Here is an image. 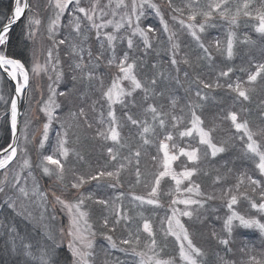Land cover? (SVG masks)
I'll return each mask as SVG.
<instances>
[{"label":"rangeland","instance_id":"1","mask_svg":"<svg viewBox=\"0 0 264 264\" xmlns=\"http://www.w3.org/2000/svg\"><path fill=\"white\" fill-rule=\"evenodd\" d=\"M28 1L24 16L4 35L1 48L8 41L10 32L29 13L28 35L33 45L35 77L32 81L23 63L14 59L22 67L18 81L16 80L22 111L18 142L22 134V120L29 113L26 116V141H32L37 149L40 147L44 152L50 150L47 159L56 166L55 172H58L57 175L54 173L50 176V182L46 186L47 193L38 194L35 182H30L29 189L27 188L29 195L26 197L34 198L30 200L33 207L26 210L31 220L36 217L35 223L56 244L67 249L72 256L71 264H116L114 262L119 255H127L128 258L132 256L140 264H173L172 260L155 256L152 241L151 244L149 242L152 235L151 224L145 223L151 217L154 220L160 219L157 226L162 225L160 230L163 228V235L166 234L183 245V250L180 251L183 264H264V110L261 111L260 119H250L249 112L260 109L253 107L249 110L245 99L252 87L258 89L255 97L261 100L258 103L264 109V57L260 59L261 71L243 74V81L248 83L246 86L242 81L228 79L231 70H222L226 59L229 62L224 65L239 63L244 71L243 67L247 66L244 63L247 61L246 53L249 52L248 42L255 45V51L249 54L251 57L264 53V0H232L234 3L231 0H184L183 4H171L166 0ZM18 3L23 10L26 0H19ZM15 5L14 0L11 15L6 22L15 14ZM169 10L182 12H178V17H173L169 15ZM197 12L201 13L200 17H197ZM149 14L159 18L158 24L166 30L161 38L156 35L157 28L160 27H155V23L150 22ZM212 24L221 27L222 29H218L225 31L226 35L222 34L219 38L218 30L213 28L210 35L206 34L205 27ZM184 31L188 33L182 35ZM63 32L70 37V45L65 48L59 41ZM177 34V42L184 37L185 42H188L185 50L178 53L180 59L185 58L180 62L176 59L177 53H173V58L170 59L167 57L171 55L169 53L160 57L158 62H153L157 69L159 62L164 67L163 71H154L157 76L154 84L163 87L156 92V97L161 102L157 106L158 115L152 114L154 117H147L146 120L133 117L132 120L123 121L122 124L126 127H118L112 117L125 113L127 108L132 111V104L136 99L142 105L146 104L148 93H144L143 89L150 88L146 85L148 75L144 73V67L137 66L136 70L133 62H128L131 55L132 58L138 57V53L130 49L145 47L130 45V49L122 52L127 48L119 49L120 45L129 41L131 43L133 37H140L143 38L142 41L156 40V47L164 49L163 41L167 42L169 37ZM176 40L174 37V41ZM177 42L175 47L180 45ZM1 48L0 55L7 57ZM239 48L242 49L238 53ZM118 50L122 52V59L117 55ZM61 51L70 53V78L64 77L63 71L59 69ZM192 51H196L198 55L194 58L195 53L188 60L187 53ZM201 55L207 56L205 65L194 62ZM81 68L84 69L85 76L92 79L95 77L91 92L87 91L86 86L83 87V81L77 83L81 80ZM257 76L261 79L259 84L262 88H258V85L255 88ZM7 81L10 82L8 79ZM63 83L66 87H63ZM10 84L12 97L10 91L4 100V108L7 110L9 107L13 138L16 90L14 84ZM62 87L69 97L70 93H74L71 90L77 89L76 100L73 101L86 99L87 102L81 108L92 113L93 124L81 122L71 126L72 132H81L82 136L90 137L94 143L91 150L95 154L92 157L95 161L89 166L77 165L73 156H67L64 150L61 157H56V145L58 142L62 143L61 133L57 139L54 138L57 142L51 145V149H46L49 143L48 131L51 127L57 129V108L54 106L58 104L59 90ZM221 101L224 102L223 110L218 106H221ZM235 102L242 112L237 111ZM68 104L70 106V101ZM195 104L201 108L195 110ZM85 114V117H89L87 112ZM144 120L148 123L144 128L150 134L139 129L138 123ZM48 121L50 127L46 123ZM159 125L163 127L158 129ZM74 138L77 140V136L74 135ZM128 138L141 142V147L137 146L134 152L144 153V158L134 156V160L136 163L144 160L137 169L145 168V173L140 170L136 174L146 176L147 179L142 183L147 187L138 183L139 188L145 190L146 196L141 194L142 191L138 192L140 189L127 194L143 196L137 201L139 204L147 203V198L152 202L148 204L164 207L161 211L157 209L159 211L152 212L153 215L144 211L146 219L140 220V224H143L139 229L136 227L139 223L134 219L133 226L129 223V216L133 218L139 215L138 211L134 215L130 214L133 206L131 208L132 202L129 199L123 195L120 199L116 195L110 196L111 193L106 191L108 188L104 190V186H97L98 183L93 185L96 182L93 181L94 176L106 179L119 173L117 167L101 164L109 151L105 149L103 153L101 144L107 143L109 148L119 141L121 146L126 144ZM17 151L18 143L14 150L7 151L0 157L1 170L4 171L16 159ZM115 153L118 157L121 156L118 150ZM234 153L246 160V164H253L250 173L238 170L236 173L233 167L225 166L236 160ZM124 158L123 163L127 165L132 164L127 161H134ZM64 161L68 166L66 171L62 168ZM92 166L95 169L87 170ZM224 166L228 169H223ZM47 168V165H43L42 170L46 175ZM124 168L129 169L127 166ZM127 175L126 178L132 183L129 185L131 187L135 182L131 180L132 175ZM42 178L47 183L48 180L44 176ZM103 198L106 199L104 205ZM162 200L165 202L162 203ZM125 206H130L128 215L122 210ZM164 211L167 212L166 216H163L166 214ZM120 216L125 219V230H129L126 234L120 228L115 233L98 237L96 226H112ZM97 217L99 221L96 220ZM131 228L136 235L133 246L127 250L115 238L122 235L128 242L131 239V236L128 237ZM138 242L142 245H136Z\"/></svg>","mask_w":264,"mask_h":264},{"label":"trees","instance_id":"2","mask_svg":"<svg viewBox=\"0 0 264 264\" xmlns=\"http://www.w3.org/2000/svg\"><path fill=\"white\" fill-rule=\"evenodd\" d=\"M166 1L170 2L171 4H183L184 2V0H166ZM13 3H14V0H0V27L10 17L12 9H13ZM231 3H234V2L231 0ZM173 10H175V8H173ZM173 10L168 11L170 13L169 15H172L173 17H176V16L178 17L177 15L178 12L179 13L182 12L180 10L179 11L177 10V12ZM150 12H152V10H150ZM28 14L10 32V34L8 35V41L6 42V44L2 46L1 51L7 57L21 61L23 65L25 66V68L29 71L31 79L33 81L35 77V70L33 69L34 59L32 57L33 45L31 41V37L30 35H28V27H29L28 18H27ZM159 14L163 15L160 12ZM196 14H197V17H200L201 15L200 12L199 14L198 12ZM186 15H188L187 12H186ZM148 17H150L151 19L150 22L153 21L155 23L154 25L155 27L156 26L160 27V28H157L158 30H157L156 35L161 38V36L164 35V31L166 32V30L163 29L162 26L158 24L159 18L158 19L154 18L153 14H149ZM184 17H185V13H184ZM212 28L215 29V31L218 30L217 34L219 33L218 34L219 38H221L222 34L226 35L225 31L219 30V29H222L221 27H217L216 25H213V24L208 27L206 26L204 31H207L206 34L210 35ZM187 33L188 32L184 31L182 32V35L187 34ZM174 37H176L177 39L176 41H174ZM174 37L172 38L169 37L167 42L163 41L164 49H162V47L161 48L156 47V42H157L156 40L153 42L149 41L148 39L146 41H142L143 38H140V37H133V40L131 41V43L130 41L127 44H125V42L121 44L122 42H120L121 45L119 49H121L122 47L127 48V49H123L122 52L130 49L133 45H137V46L140 45V46L145 47V48L137 47L139 51L130 49L132 51H136V53H138V57L132 58V55H131L130 56L131 59H129L128 62L132 61L133 67L136 70L138 68L137 66L144 67L143 71L144 73H147L148 75L147 77L148 82H146V85L149 86L150 88L143 89L144 93L145 92L148 93L147 94L148 101L146 102V100H143V102H146V104L142 105L141 101L136 99L134 100V103L132 104V106H134L132 111L128 110L127 108L126 109L127 111L125 113L123 114L120 113V114H117L118 116L112 117L114 120L113 122L118 127L119 126L120 127L122 126V128L123 126L126 127V125L122 124L123 121L127 122V120H132L133 117L144 118L146 120L147 117L148 118L154 117L152 116V114L158 115L157 106L160 105L161 102L158 99V97H156V94H157L156 92L162 89L163 87L160 86L159 84H154V81L156 80V77H157L154 75V71H158V69L160 71H163L164 67L160 65L162 64V62H159L156 65L158 67L157 69L156 67L153 66V62L157 61L158 59L163 58L165 54H169V53L171 55L170 56L166 55V56L170 59L173 58V55H172L173 53L174 54L177 53L176 59L178 58L180 62L185 58L184 57L180 59L181 57L178 55V53L180 50L181 51H183V49L185 50V45L188 42L187 41L185 42V37L181 41L177 42L179 39V34L175 35ZM59 41L60 43H63L62 47L64 48L67 47V45H70V37L68 35H65L64 32L63 34H61ZM176 42L178 45L180 44L178 47L174 46ZM248 46L249 47H247V50H249V52L246 53L247 58H245L247 61L244 62V63H247V66L243 67L247 69L246 71L245 69L244 71L242 70L241 65H239V63H237V65L235 64L224 65L227 62H229V61L226 62V59L222 66V70L223 69L231 70V73L228 75V79L234 78L237 81H242L243 83H245V86L248 83L243 81L245 79H242L244 78V75H245L244 73L248 71L255 72V73H257L256 72L257 70L261 71V69L259 68L260 59L264 57L263 56L264 53H260L257 57H254V56L251 57L249 54L255 51V45H253L251 42H248ZM241 49L242 48L238 49V53L239 51H241ZM236 51H235V56L237 55ZM122 52H120L119 50L117 51V55L121 59L123 56L121 55ZM242 52H241L240 58L242 57ZM75 53L76 55H79V52L75 51ZM195 53L196 55L194 56V58L197 57L198 55L196 51L187 53L186 57H188V60H191V58L193 57V54ZM60 54L62 58H60L61 65L59 69L61 70V72L63 71L64 77H69L70 75V53L68 51H61ZM224 58L225 57H222V59ZM138 60H139V63L137 62ZM206 61H207V56L201 55L200 58H198V61H194V62L197 65H202V64L205 65ZM79 77H80L79 79L81 80L79 81L76 80L77 83L83 81V87L86 86L88 88L87 91L90 90L91 92L92 87H94L95 85L94 84L95 77L92 79L91 77L85 76V71L83 68H81ZM219 77H220V74H219ZM260 81H261L260 77L257 76V78L254 81L255 88L257 87V85L259 86L258 88H262L259 84ZM63 87H66L65 83H63ZM63 87L59 90L61 100H60V96L59 97L57 96L58 104H56L57 106H54L57 108L55 110V114H56L55 118L57 119V123H56L57 129L56 127L55 128L51 127V130L48 131L47 142L49 143L46 145L47 146L46 149H51V145L57 142V140H54V138L57 139L59 137V134L61 133V136L63 135L62 140H61L63 144L62 143L60 144L58 142V144L56 145V151H57L56 157H61L62 150H64L67 156L69 155L70 157L73 156L74 160H76L74 162H76L77 165L89 166L92 162L95 161V159H92V157H94L95 154L91 150L93 142L91 141L90 137L82 136L81 132H78V133L76 131L72 132L71 126L73 123L79 124L81 122H84L85 124L86 123L93 124V118H92L93 116L91 112L86 111L81 108V106L87 102L86 99L81 100L80 102L73 101V99L76 100L77 93H75V91H77V89L71 90L75 94L70 93V97H69L67 94L68 92H65L63 90ZM11 89L12 87H11L10 82H8L7 79L0 72V151L6 148L12 140V131H11V125L9 121V114H8L9 107L7 108V110H5L6 107L4 108V100L6 96H8L10 91H11L10 96L12 97ZM256 90L253 89L252 87V89L249 91V95L247 94V97L245 98L247 101L249 110L253 107L260 109L257 111L256 110L250 111L249 112L250 119L252 118L260 119L261 111L264 110L258 103V101H261V100L260 99L257 100L255 97L257 92L259 91L258 89ZM136 94L139 95V92H136ZM162 94L164 95V90ZM69 101H70V106L68 104ZM223 103L224 102L221 101V106L218 105L219 108L222 110H223L222 108ZM226 103L227 102H225V105ZM196 104H199V103L197 102ZM196 104H195L196 106L195 110H198L197 108H201V106H198ZM217 104H218V101L216 102V105ZM188 105L191 107L193 106L190 104ZM135 107H136V111H134ZM235 107L237 111L242 112V110L239 109V104L237 102H235ZM64 108L66 109V111H64ZM153 111L155 112L153 113ZM86 112L88 113L89 117H85L87 116L85 114ZM29 115H30L29 113L25 114L24 119L22 120V134L18 142V151H17L18 154H17L16 159L8 167H6L4 171L3 170L0 171V264H71L72 256L71 254H69L67 249L63 246L56 244L55 241L52 238H50L48 233H46L40 226H38L35 223L37 222L36 217H34L31 220V217L27 214L28 212L26 209L33 207V204H31L30 200L34 199L32 197H26L27 195H29L27 192V188L29 189L30 182L31 183L35 182V190L38 192V194L39 193L42 194L43 192H46L48 189L46 186L50 182L49 181L50 176H52L54 173H55L54 175H57L58 173V172H55L56 166L50 163V161H48L49 159H47L50 156V152H49L50 150H46L44 152L42 151L40 147L39 149H37V146L33 145L32 141H30V143H27L26 136H25L26 132H28L27 131L28 127H26V116H29ZM108 116H111V115H108ZM145 120L143 122L138 123V126L140 127L139 129H143V131L146 132V134H150L144 128L145 125L148 124L147 122H145ZM46 123L50 127L49 121ZM160 127L162 128L163 125H159L158 129ZM184 132H186V130ZM74 135L77 136V140H75ZM40 142H41V139H40ZM118 142L119 141H117V143L114 142V145H111V147L109 148H107V143L101 144V148H102L101 151L103 153H105V149L109 150L105 154L106 157L103 159L101 164H104L105 166L113 167V168L117 167L116 169H119V173L115 172L114 170H110L111 172L117 173V174H112L109 176L110 178H106V179L102 177L94 176L93 181H96V182L93 185L98 183L97 186H104L103 188L104 190L108 188V190L106 191L109 194L111 193L110 196L116 195V196H119V199L123 198L124 196L127 199H129L132 202L130 203L131 208L133 206L132 210H130V206H125L126 208H123L122 210H124V212L127 215H128L127 210H130L131 215H134L138 211L139 213L138 217L135 216L132 218L131 216H129V223H131V226H133L132 221L134 219L135 221H137V223H139L138 225H136V227L139 229L141 225L143 224V223L140 224V220L146 219L144 215V211H149L150 214L153 215L154 212L159 211L157 209H160L161 211L164 209V207L162 205L154 207L148 204L152 202L150 201V199H147V198H145L147 200V203L139 204L137 201L139 199H142L143 196L136 197V196H133V195L130 196L127 194L128 192H134L140 189L138 192L142 191L141 194L146 196L145 190L139 188L138 183H141L142 185H144V187H147L144 183H142L147 178L144 174L142 175L136 174L141 171H144L141 173H145V170H146L145 168H142V169L140 168L139 170L137 169L139 163L140 164L144 163V160L141 159L139 163H136V161L134 160V156L143 157L144 153L134 152V149L137 146L141 147L139 146L141 142L134 140L133 138H128V140H126L125 145L120 146V143ZM93 147H94V143H93ZM111 148H112V151H111ZM115 150H118V152L121 155L120 157L117 156V154L115 153ZM124 154H126V156H124ZM129 154H132V155H129ZM124 157L131 158L135 162L127 161V162L132 163V164L127 165L123 163L125 162ZM233 157L236 160H233L232 163L230 164L229 163L225 164V166H228L231 168L233 167L236 173H237V170L243 173H250L249 170L253 164L251 165L246 164V160L239 157L238 153H234ZM61 160H64V159L62 158ZM66 161L63 162L65 163L62 167L63 171H66L68 168V166L66 165ZM43 165L48 166V168L46 169L48 173L47 175L43 173V170H42ZM124 166H127V168L129 169L127 170L126 168H124ZM225 166L223 169H228V167L226 168ZM237 166L239 167V169H236ZM91 169H95V168L92 166V168L90 169L88 167L87 170H91ZM220 172L222 173L221 170ZM126 173L130 174V176L132 175L131 180L135 182L134 183L135 185L133 184V186L131 187L129 186L132 183L126 178L128 177ZM42 176H44L45 179L48 180L47 183L46 181L43 180ZM117 182H119L120 184L117 185L116 184ZM165 200L164 201L162 200L163 201L162 203H164ZM23 202L25 203V205ZM105 203H106V199L103 198V205ZM166 215H167V212L166 214H163V216H166ZM96 220L99 221L98 217L96 218ZM150 220H146L145 223L149 222L151 224L150 228L152 229V235L149 237V242L151 244V241H152V245L154 246V250L156 253L155 256H158L163 259H168L169 261L172 260L173 264H183L182 263L183 259L180 253V251L183 250V245H181V243L177 242L170 236L166 234L163 235L161 231L163 230V228H161L160 230V227L162 225L157 226L158 222L160 221L159 218L154 220V218L151 217ZM124 222H125V219L122 216H120L115 221V223L112 224V226L107 225L108 227L106 228H99L100 226H96L95 229H96L98 237L107 236L111 232L115 233L116 231L120 230V228L126 234V231H129V230L127 229L125 230ZM134 235H136V232H134L133 228H131L130 232H128V237L131 236V239H129L128 242L126 238L122 237V235L119 237H116L115 239H117L119 242H122L120 244L122 245L123 248L125 247V249L129 250L131 245L133 246L134 244V240H133ZM136 245H142V243L138 242V244ZM128 257L129 256L127 255H119L116 257L114 263L116 264H140L138 263V261H135L136 258H132V256L131 258H128Z\"/></svg>","mask_w":264,"mask_h":264},{"label":"water","instance_id":"3","mask_svg":"<svg viewBox=\"0 0 264 264\" xmlns=\"http://www.w3.org/2000/svg\"><path fill=\"white\" fill-rule=\"evenodd\" d=\"M16 2V0H15ZM28 0H26V4L25 7L23 9V12L19 15L16 16V14H12V18L6 22L2 28L0 29V48H1V40L3 38V36L5 34H8V32L20 21V19H22V17L25 14V10L28 7ZM2 57L0 55V70L2 72V74L5 76L6 79H8L10 82H12V84H14L15 86V96H16V103H17V109H16V114H15V124H14V129H13V138H12V142L11 144L5 148L3 151L0 152V157L7 151H12L16 148L17 143H18V139L20 136V121H21V103H20V92L18 91V83L17 81H15L10 73L8 72V70L2 65ZM1 170V169H0Z\"/></svg>","mask_w":264,"mask_h":264},{"label":"bare ground","instance_id":"4","mask_svg":"<svg viewBox=\"0 0 264 264\" xmlns=\"http://www.w3.org/2000/svg\"><path fill=\"white\" fill-rule=\"evenodd\" d=\"M19 0L16 1V5H15V14L16 16H19L23 10L19 7ZM5 36L2 38L4 39ZM2 57V65L8 69V71L10 72V75L11 77L16 81H18V77H19V70L22 68L21 67V64L17 61H15L13 58H7V57ZM16 109H17V103H16V100H15V103H14V113L16 114ZM14 118H15V115H14Z\"/></svg>","mask_w":264,"mask_h":264}]
</instances>
